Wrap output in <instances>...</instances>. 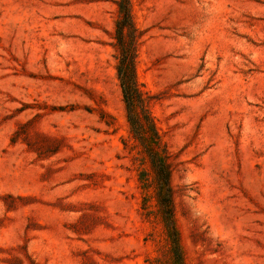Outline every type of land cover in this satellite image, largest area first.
Instances as JSON below:
<instances>
[{
  "label": "rangeland",
  "instance_id": "rangeland-1",
  "mask_svg": "<svg viewBox=\"0 0 264 264\" xmlns=\"http://www.w3.org/2000/svg\"><path fill=\"white\" fill-rule=\"evenodd\" d=\"M181 264H264V0H130ZM117 0H0V264H180L127 120Z\"/></svg>",
  "mask_w": 264,
  "mask_h": 264
},
{
  "label": "trees",
  "instance_id": "trees-1",
  "mask_svg": "<svg viewBox=\"0 0 264 264\" xmlns=\"http://www.w3.org/2000/svg\"><path fill=\"white\" fill-rule=\"evenodd\" d=\"M117 6L118 18L115 22L113 45L116 49L117 75L126 106L127 120L133 137L140 143L154 171L157 203L168 230L171 250L176 261L181 264L183 258L173 212L171 170L165 152L159 149L160 136L148 110L146 97L136 79V48L139 33L132 18L130 0H117Z\"/></svg>",
  "mask_w": 264,
  "mask_h": 264
}]
</instances>
